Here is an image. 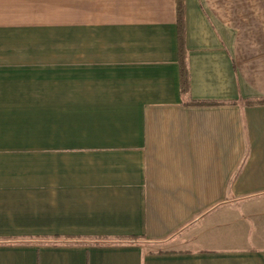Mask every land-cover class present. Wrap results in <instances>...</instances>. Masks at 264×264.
Wrapping results in <instances>:
<instances>
[{"label":"crops","instance_id":"0c3cea01","mask_svg":"<svg viewBox=\"0 0 264 264\" xmlns=\"http://www.w3.org/2000/svg\"><path fill=\"white\" fill-rule=\"evenodd\" d=\"M178 3L0 0V264H264V0H182L186 94Z\"/></svg>","mask_w":264,"mask_h":264},{"label":"trees","instance_id":"16d2710c","mask_svg":"<svg viewBox=\"0 0 264 264\" xmlns=\"http://www.w3.org/2000/svg\"><path fill=\"white\" fill-rule=\"evenodd\" d=\"M178 26H179V41H180V66H181V82H182V91L183 93H187L189 90V78H188V69L186 66V54H185V47H184V7L182 0H179L178 3ZM257 103H264L263 101H259ZM254 104V103H249ZM199 105H206V103H200ZM136 239H117L115 241H95L97 244L102 243H126V242H136ZM47 242V241H44ZM54 243H67L66 240H59V241H52ZM74 242H81L74 241Z\"/></svg>","mask_w":264,"mask_h":264}]
</instances>
